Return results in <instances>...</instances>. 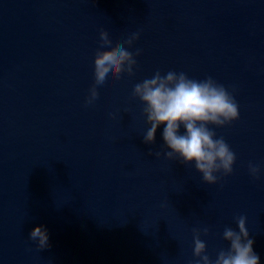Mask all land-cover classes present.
<instances>
[{"label": "water", "instance_id": "water-1", "mask_svg": "<svg viewBox=\"0 0 264 264\" xmlns=\"http://www.w3.org/2000/svg\"><path fill=\"white\" fill-rule=\"evenodd\" d=\"M102 30L112 47L138 33L137 65L88 105ZM169 71L238 104L209 126L236 154L216 184L163 155L164 125L144 142L134 86ZM240 216L264 264V0H0V264H195L193 230L215 260Z\"/></svg>", "mask_w": 264, "mask_h": 264}, {"label": "clouds", "instance_id": "clouds-1", "mask_svg": "<svg viewBox=\"0 0 264 264\" xmlns=\"http://www.w3.org/2000/svg\"><path fill=\"white\" fill-rule=\"evenodd\" d=\"M139 39L133 34L126 41L121 40L112 47L109 33L100 32V49L94 60L95 84L90 89L86 104H93L99 97L97 86L103 85L112 73L119 80L123 73L134 75L137 60L131 47ZM140 54L137 50L136 56ZM134 97L145 105L144 113L150 125L144 135L146 144H154L156 133L164 125L162 137L168 151L163 155L169 160L179 158L186 164L194 162L195 168L202 174L208 184L218 183L217 173L231 175L236 162V154L223 137L216 138V133L209 127H224L240 118L235 98L213 78L195 80L187 74L169 71L166 74L156 72L151 78L137 83L133 90ZM185 130L181 133V128ZM160 157L161 152H155ZM250 174L259 177L260 168L249 164ZM247 218L237 219L239 231L226 227L223 238L229 242L228 249L218 251L213 260L207 254V245L201 235L207 236L209 229L193 230V254L199 259L195 264H259V256L253 251L254 241L249 237L246 227ZM32 240H38L39 247L49 244V235L43 225L35 227L30 233Z\"/></svg>", "mask_w": 264, "mask_h": 264}]
</instances>
